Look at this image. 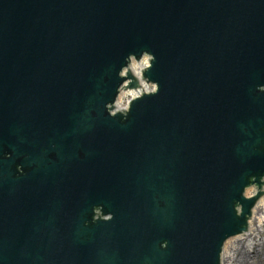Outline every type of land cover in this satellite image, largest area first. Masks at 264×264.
Segmentation results:
<instances>
[{"label": "water", "instance_id": "1", "mask_svg": "<svg viewBox=\"0 0 264 264\" xmlns=\"http://www.w3.org/2000/svg\"><path fill=\"white\" fill-rule=\"evenodd\" d=\"M263 195L264 0H0V264H225Z\"/></svg>", "mask_w": 264, "mask_h": 264}, {"label": "bare ground", "instance_id": "2", "mask_svg": "<svg viewBox=\"0 0 264 264\" xmlns=\"http://www.w3.org/2000/svg\"><path fill=\"white\" fill-rule=\"evenodd\" d=\"M148 63L149 58L143 56V62H141V59L137 62L134 61V67H130V69L131 71H137L136 77L140 78L142 69L145 68ZM154 87L155 86L153 84H148L145 81H141L140 86L136 89H123L119 99V105L124 98L127 99L130 96L134 97L142 92L153 90ZM254 192L255 189L250 188L246 191V194H253ZM259 210H262L263 214L257 215V218H251V233L231 238V244H225V264H245L250 258L248 248L244 246L241 241L247 239L249 236H251L252 232L257 229L256 227L254 228L253 221H257L260 225L264 224V199L257 204V214ZM249 246L250 244H248V247Z\"/></svg>", "mask_w": 264, "mask_h": 264}, {"label": "rangeland", "instance_id": "3", "mask_svg": "<svg viewBox=\"0 0 264 264\" xmlns=\"http://www.w3.org/2000/svg\"><path fill=\"white\" fill-rule=\"evenodd\" d=\"M261 214H263L262 210H259L257 215ZM253 226L257 229L252 232L251 236L241 241L248 248L250 255V258L245 264H264V224L260 225L257 221H253ZM248 244H250L249 247Z\"/></svg>", "mask_w": 264, "mask_h": 264}]
</instances>
